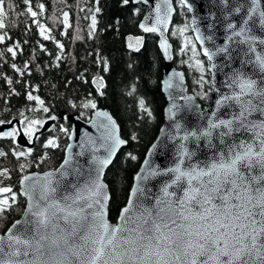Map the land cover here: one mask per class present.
I'll return each mask as SVG.
<instances>
[{
	"label": "snow or ice",
	"instance_id": "snow-or-ice-1",
	"mask_svg": "<svg viewBox=\"0 0 264 264\" xmlns=\"http://www.w3.org/2000/svg\"><path fill=\"white\" fill-rule=\"evenodd\" d=\"M130 2L150 4V0H122L125 6ZM172 2L158 0L154 4L155 23H147L152 19L150 14L139 27L144 32L163 35L174 12ZM23 4L39 35L44 40H54L50 29L36 19L44 4L37 6L40 12L33 10L32 0H23ZM179 4L188 12L195 10L191 0H179ZM11 10L10 0H0V44L11 39L3 32ZM139 11L134 9L136 14ZM63 16L65 28L70 27L68 13ZM203 19L208 20L205 27L211 33L215 32L217 21L222 22L224 40L218 45L214 34L205 35L196 27L198 50L197 44L185 37L181 52L189 48L192 52L193 63L189 67L199 73L195 80L198 91L195 96L172 97L173 103L167 109L171 132L162 130L164 136L148 150L132 177L127 200L115 222L109 218L112 196L103 177L128 141L121 138L108 113H96L106 122L90 121L100 133L98 137L86 130L85 138L75 145L80 151L74 152V144L68 143L59 167L42 174L27 170L39 168L48 159L47 152L37 159L34 148H17L21 137L34 145L39 139L36 134L47 120L30 118L24 112H19L20 119H0V127L7 128L0 130V140L10 144L8 151L0 150V157H14L22 174L19 189L14 190L12 184H5V180L12 179V170L0 168V264H264V0H210L208 16ZM96 23L93 15L90 28L94 30ZM196 23L193 17L192 24ZM188 27L185 24L177 29L180 36ZM141 39L137 38L136 43L140 44ZM56 45L61 55L55 59L60 61L64 45L58 41ZM161 46L167 53L166 40ZM40 50L47 51L43 45ZM6 52L15 60L23 49L16 42ZM201 55L207 63L199 59ZM4 56L5 52L0 51V59ZM11 68L20 77L32 75L27 61L23 68L16 63ZM37 70L44 74L39 66ZM208 73L211 79L207 78ZM221 74L222 87L216 83ZM176 75L183 80V74ZM3 80L9 86L13 84L6 75ZM93 83L97 91L104 87L103 77L95 78ZM13 95L20 93L10 89L4 103L8 104ZM196 97L213 100L211 110L195 104ZM25 98L35 102L36 107L30 111L49 113L45 101L33 91H27ZM176 99L185 103L178 104ZM139 104L151 116L142 99ZM81 107L95 109L96 103L88 101ZM185 110L195 112L202 123L188 126L180 115ZM59 131L69 140L76 138V132L69 128L60 126ZM131 139L136 140V135ZM161 139L166 142L160 144ZM58 141L59 137L49 138L43 148L58 149ZM169 144L173 150L171 163L155 164L153 155H162L158 148L166 149ZM202 149L207 151L203 159L199 155ZM101 150L103 156L98 155ZM85 155L89 156L87 167L77 160ZM127 158L138 159L131 153ZM20 197L24 198L20 217L9 220Z\"/></svg>",
	"mask_w": 264,
	"mask_h": 264
},
{
	"label": "trees",
	"instance_id": "trees-1",
	"mask_svg": "<svg viewBox=\"0 0 264 264\" xmlns=\"http://www.w3.org/2000/svg\"><path fill=\"white\" fill-rule=\"evenodd\" d=\"M176 1L177 13L174 18V28L171 40L174 44L175 65L186 72L189 90L194 94L198 91L195 80L199 73L189 67L187 49L181 52L184 39L177 31L178 28L188 25V12ZM8 2V0H6ZM13 4L3 32H7L11 39L0 44V51L5 52L0 59V119L13 116L20 119L19 112L30 118L48 119L49 116L58 117L60 114H72L87 119L94 109H84L82 104L93 101L96 107L108 108L118 121L121 134L127 139V145L119 152L111 166L107 169L105 180L109 185L112 199L110 201V218L115 221L119 209L127 200L132 177L144 159L145 153L155 140L163 123L165 98L161 91V79L164 61L157 45L154 34L146 35L145 42L138 51H130L125 45V37L129 34H142L139 23L145 11L142 4L131 3L127 6L122 0H32L33 10L40 12L37 7L44 4V10L36 19L50 29L54 40H44L39 35V29L33 18L27 12L23 0H10ZM96 8L100 11L96 12ZM139 8V14L134 9ZM68 13V24L65 28L63 14ZM95 15L97 23L91 29V17ZM90 32L92 33L90 35ZM191 39L190 32H185ZM79 37V38H77ZM193 42L194 40L191 39ZM27 41V43H24ZM56 41L64 45L63 59L56 61L61 55ZM16 42L21 44L22 54L13 60L6 52V48ZM195 43V42H194ZM43 45L47 51H41ZM204 60H206L203 57ZM29 62L32 75L20 77L11 64L23 68ZM59 67H56V64ZM105 63L107 70L105 71ZM43 69V75L37 70ZM12 78L11 86L3 80V76ZM103 77L104 87L97 91L93 83L95 77ZM209 79V73L207 74ZM20 81L17 83V81ZM30 85L31 87H28ZM133 86L135 91H132ZM14 88L20 95L9 98L8 104L4 98L8 97L10 89ZM207 88V86H206ZM27 91L40 96L49 107V113L32 112L29 109L36 107L35 102H28L25 98ZM103 92V95L100 92ZM132 93L131 95L129 93ZM202 103L204 100L197 97ZM144 101V107L151 112V116L141 109L139 101ZM71 101V103H69ZM72 104L77 105L73 108ZM10 108V111L7 109ZM83 113V116H81ZM71 127L66 118H60L34 148L33 156L37 159L47 152L48 159L39 168L33 166L27 171H45L56 168L63 160L68 137L59 131V127ZM135 134L137 139L132 140ZM52 137H59L60 148L44 149L43 143ZM10 144L7 140H0V150L8 151ZM20 147L17 150H23ZM131 153L138 157L133 161L127 158ZM31 159V158H29ZM23 162V161H21ZM0 168L12 170L11 180L5 184H12L14 190L19 189L18 181L21 173L18 171V162L14 157H0ZM24 207V198L20 197L19 205L9 213V220L17 219Z\"/></svg>",
	"mask_w": 264,
	"mask_h": 264
},
{
	"label": "water",
	"instance_id": "water-1",
	"mask_svg": "<svg viewBox=\"0 0 264 264\" xmlns=\"http://www.w3.org/2000/svg\"><path fill=\"white\" fill-rule=\"evenodd\" d=\"M177 1H179V0H177ZM156 2H158V0H150V4L149 5L142 4L145 7V11H144L143 16H142V18L140 20V23H144L145 22L144 17L148 16L150 14L152 16V19L150 21H148L147 23L149 24V26H151V24L155 23L154 4ZM191 2L194 4V9L195 10L193 12H188V11L187 12H188V24H189V27H190V30H191V32L193 34L194 39H195V36H196V32L194 31V28L199 27L201 32H203L205 35L214 34V38H215L216 43L218 45L221 44L223 42V40H224L223 23L220 22V21H217L216 29H215L214 33H211L205 27V25L208 23V20L203 19V18L208 16V9H209V6H210V0H191ZM172 7L174 9V12L172 13L170 23L168 24V30L164 31L163 35H161L160 33L144 32L143 29H141L139 27L141 32H142V34H132L131 33V34H129V35H127L125 37V45H126L127 49L130 50V51H137L136 50L137 48L138 49L142 48V46H143V44L145 42V36L146 35H150V34H154L156 36V38H157L158 48H159L160 53H161V55L163 57L164 66H163V73H162V79H161V91H162V94L164 95V98H165V106H164V111H163L164 118H163V123H162V125H161V127L159 129V132H158L155 140L152 142V144L153 143H157L158 142V138H162L164 136V133L162 132V130H164L165 132H171V128H170L171 122L168 119L167 109L173 103L172 97L178 98L181 95L195 96V94L189 90V86H188V83H187V76H186L185 70L183 68L177 67L175 65V62H174L175 53H174V44H173V42L171 40V32H172L173 27H174V18H175V15L177 13V6H176V1L175 0H173V2H172ZM213 11L218 13V10L215 9V8H213ZM193 17L196 18V21H197L196 25L192 24ZM140 23H139V25H140ZM129 38H131V40ZM137 38H142L140 44L136 43ZM164 40H166L168 45H169L167 53L165 52L164 48L161 46V42L164 41ZM129 43L132 44V47H129ZM196 43L199 45V43L197 41H196ZM205 46L212 47V45L208 44V43H206ZM199 47H200V45H199ZM176 74H183V80H181L180 76L176 75ZM209 77L211 79V73H209ZM95 78H97V77H95ZM103 83H104V79H103ZM169 83L171 84V87H169ZM216 83H217L218 86L222 87V74L218 75ZM95 86H96V84H95ZM181 89H183V91ZM212 95H213V97L215 96V94H212ZM175 102L178 103V104H181V105H183L185 103L184 101L179 100V99H176ZM194 103L198 104L201 109L210 111L211 108H212L213 100H204L203 103H202L196 97ZM97 112H106V113H108V115L111 116L112 119L116 122V125L119 128V130H120L119 134H120L121 138L127 140L126 138H124L122 136L120 125H119L118 121L116 120V118L111 113V111L108 108L102 107V106L101 107H96L93 110L91 116L89 118H87V119H84V118H82L80 116H74L72 114H67V115L60 114L57 117L56 120L47 121V123L44 125V127L40 130V133L46 131L52 124H58L60 118H66L71 123L70 130H73V131L76 132V138L73 139V140H69L68 143L74 144V149H73L74 152H79L80 151L79 147L75 146V145H77L80 140H83L85 138L84 137V133H85L86 130H87V132L91 133L94 137H98L100 135V133L97 131V129L92 127V124L90 123V121L95 120L98 123L99 122H106L105 117L96 116ZM180 115L185 118L184 122L190 127H195L198 123H202L201 121H199L197 119V115L193 111L185 110V111H182L180 113ZM14 123H15V121H14ZM17 126L19 127V125H17ZM0 130H7V128L0 127ZM165 142H166L165 139H161L159 141L160 144H164ZM18 143H19L20 147H33L34 146L32 144H28L26 138H23V137L18 139ZM152 144L147 149V151L145 153V156H144V159L146 157V154H147L148 150L151 148ZM126 145L122 146L118 150L117 155L119 154V152ZM157 151L161 152L163 154L162 155L154 154L153 157H152L153 162L155 164H160V165H169L171 163V161H172V151L173 150H172L171 145L169 144L168 148H166V149L165 148H158ZM98 155L103 156L104 155L103 150H101V152L98 153ZM117 155H116V157H117ZM199 155H200V158L203 159V158L206 157L207 151L202 149L201 152L199 153ZM115 158H114V160H115ZM77 160L79 161V163L81 165H84L85 167H87L89 156L85 155L83 157H77ZM114 160H113V162H114ZM62 162H63V160H62ZM142 162H141V164H142ZM59 165L56 168H58ZM110 166L111 165H109V167ZM56 168L48 169V170H45V171H30V173H41L42 174L44 172L51 171V170H54ZM107 169H105L103 181H104L105 184L108 185V183L105 180V174H106ZM138 170H139V168H138ZM136 172L134 173V175L136 174ZM132 184H133V180H132ZM132 184H131V186H132ZM108 190L110 192L109 185H108ZM155 190H156V186H155V182H154L153 191H155ZM109 211H110V202H109ZM109 218H110V215H109ZM113 222H115V221H113Z\"/></svg>",
	"mask_w": 264,
	"mask_h": 264
},
{
	"label": "rangeland",
	"instance_id": "rangeland-1",
	"mask_svg": "<svg viewBox=\"0 0 264 264\" xmlns=\"http://www.w3.org/2000/svg\"><path fill=\"white\" fill-rule=\"evenodd\" d=\"M186 21H187V23H188V16H187ZM188 26H189V24H188ZM173 28H174V27H173ZM188 32L191 33L190 37H191V39H193L194 42L196 43V41H195V39H194V37H193V34H192L191 30H190V27H188ZM182 37L185 38L186 35H184V36H182ZM196 44H197V43H196ZM197 49H198V50L200 49V47H199L198 44H197ZM187 55H188V57H189V62H190V63H193V61L190 59V58L192 57V52L190 51V48L187 49ZM204 58H205V57H204ZM199 59L204 60L202 55L199 57ZM204 61L207 63L206 60H204ZM209 79H210V77H209Z\"/></svg>",
	"mask_w": 264,
	"mask_h": 264
},
{
	"label": "flooded vegetation",
	"instance_id": "flooded-vegetation-1",
	"mask_svg": "<svg viewBox=\"0 0 264 264\" xmlns=\"http://www.w3.org/2000/svg\"><path fill=\"white\" fill-rule=\"evenodd\" d=\"M51 120V119H50ZM49 121V120H48ZM54 126V124H52L46 131H44V132H42V133H40V131L36 134L38 137H39V139H36L35 140V143H34V146L32 147V148H35V147H38L39 146V144H40V142H41V140L45 137L44 135H45V133L51 128V127H53ZM42 129V128H41ZM40 129V130H41ZM22 148H27V147H22Z\"/></svg>",
	"mask_w": 264,
	"mask_h": 264
}]
</instances>
